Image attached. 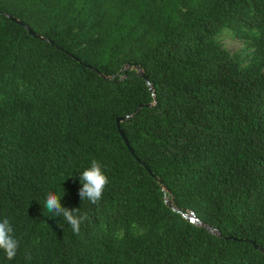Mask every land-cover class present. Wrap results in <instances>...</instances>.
<instances>
[{
    "label": "trees",
    "instance_id": "obj_1",
    "mask_svg": "<svg viewBox=\"0 0 264 264\" xmlns=\"http://www.w3.org/2000/svg\"><path fill=\"white\" fill-rule=\"evenodd\" d=\"M227 27L254 37L247 64ZM49 192L88 213L79 235ZM4 218L0 264H264V0H0Z\"/></svg>",
    "mask_w": 264,
    "mask_h": 264
},
{
    "label": "clouds",
    "instance_id": "obj_2",
    "mask_svg": "<svg viewBox=\"0 0 264 264\" xmlns=\"http://www.w3.org/2000/svg\"><path fill=\"white\" fill-rule=\"evenodd\" d=\"M82 187L79 195L84 201L92 205H99L103 199L104 192L109 186L110 177L105 171L104 166L97 160H92L91 165L81 171L79 177ZM64 195V194H63ZM58 192H49L44 200L43 207L46 215L53 217H63V220L71 227L73 234L79 235L81 225L89 219L88 213L81 212L80 208L65 207L61 203ZM63 227V225H61ZM20 246V238L15 234V229L8 218L0 221V249L6 257L12 260L16 257ZM30 259V257H28Z\"/></svg>",
    "mask_w": 264,
    "mask_h": 264
},
{
    "label": "rangeland",
    "instance_id": "obj_3",
    "mask_svg": "<svg viewBox=\"0 0 264 264\" xmlns=\"http://www.w3.org/2000/svg\"><path fill=\"white\" fill-rule=\"evenodd\" d=\"M215 37L218 39L222 47L229 51L231 55L240 57L244 64L249 62L255 50L254 37L251 35H242L238 33L237 30L230 27L223 29L220 33L216 34ZM137 70L139 72L141 71L139 68H137ZM166 200L172 207H174L171 198L168 195L166 196ZM179 212L184 218L194 224L208 227L211 231L217 233V230L214 227L203 222V220L192 209H188L185 212Z\"/></svg>",
    "mask_w": 264,
    "mask_h": 264
},
{
    "label": "water",
    "instance_id": "obj_4",
    "mask_svg": "<svg viewBox=\"0 0 264 264\" xmlns=\"http://www.w3.org/2000/svg\"><path fill=\"white\" fill-rule=\"evenodd\" d=\"M14 20H16V18H13ZM23 25H26L25 23H22ZM31 31V33H33V31L32 30H30ZM34 34V33H33ZM142 107V105L140 106V108ZM122 120V118H118V122H120ZM120 132H121V135H122V137L124 138V140H125V142L127 143V145H128V147H129V149H130V151L133 153V154H135V151H134V149L131 147V144H130V142H129V139H128V137H127V135H126V133L124 132V130H122L121 128H120ZM149 171L152 173V171L149 169Z\"/></svg>",
    "mask_w": 264,
    "mask_h": 264
}]
</instances>
